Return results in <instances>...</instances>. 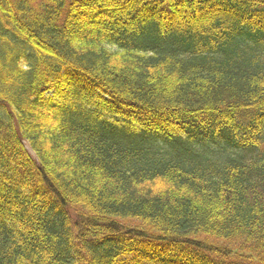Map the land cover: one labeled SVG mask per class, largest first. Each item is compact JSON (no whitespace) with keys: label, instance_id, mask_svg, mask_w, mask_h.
Returning <instances> with one entry per match:
<instances>
[{"label":"trees","instance_id":"1","mask_svg":"<svg viewBox=\"0 0 264 264\" xmlns=\"http://www.w3.org/2000/svg\"><path fill=\"white\" fill-rule=\"evenodd\" d=\"M264 264V0H0V264Z\"/></svg>","mask_w":264,"mask_h":264},{"label":"rangeland","instance_id":"2","mask_svg":"<svg viewBox=\"0 0 264 264\" xmlns=\"http://www.w3.org/2000/svg\"><path fill=\"white\" fill-rule=\"evenodd\" d=\"M122 260L124 264H154L136 256H126Z\"/></svg>","mask_w":264,"mask_h":264}]
</instances>
